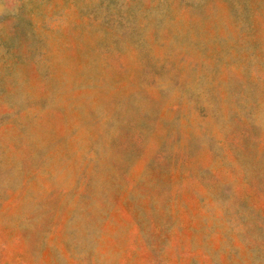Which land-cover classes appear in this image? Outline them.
<instances>
[{"label": "rangeland", "instance_id": "rangeland-1", "mask_svg": "<svg viewBox=\"0 0 264 264\" xmlns=\"http://www.w3.org/2000/svg\"><path fill=\"white\" fill-rule=\"evenodd\" d=\"M0 264H264V0H0Z\"/></svg>", "mask_w": 264, "mask_h": 264}]
</instances>
